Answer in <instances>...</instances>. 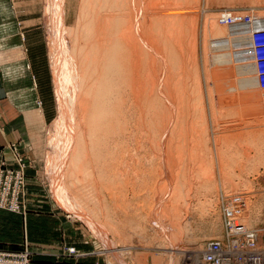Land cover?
I'll use <instances>...</instances> for the list:
<instances>
[{"label": "rangeland", "instance_id": "1", "mask_svg": "<svg viewBox=\"0 0 264 264\" xmlns=\"http://www.w3.org/2000/svg\"><path fill=\"white\" fill-rule=\"evenodd\" d=\"M17 37L7 63L25 70L7 76L30 78L47 116L36 164L17 146L26 187L34 168L38 197L104 256L207 264L210 243L251 233L261 249L264 0H8L0 50Z\"/></svg>", "mask_w": 264, "mask_h": 264}, {"label": "crops", "instance_id": "2", "mask_svg": "<svg viewBox=\"0 0 264 264\" xmlns=\"http://www.w3.org/2000/svg\"><path fill=\"white\" fill-rule=\"evenodd\" d=\"M7 3L8 0H0V17H5ZM14 40L10 50H0V169L4 165L15 166L11 145L18 146L32 160L35 158L33 161L36 164L41 147L40 113L47 120L45 109L40 111L36 107L35 99L38 97L34 94L33 81L27 78L16 84L7 76L9 64L25 70L21 59L7 63V55L11 51L23 49L18 37ZM30 54L32 60L29 62L37 89H44L33 48ZM26 57L29 55L26 54ZM28 176L30 186L26 193L25 216L0 209V251L19 252L28 248L32 253V264H117L104 256L82 227L61 212L53 201L38 197L43 195L44 190L34 182L37 179L34 168L28 170ZM66 247L75 248L79 256L61 258Z\"/></svg>", "mask_w": 264, "mask_h": 264}, {"label": "built area", "instance_id": "3", "mask_svg": "<svg viewBox=\"0 0 264 264\" xmlns=\"http://www.w3.org/2000/svg\"><path fill=\"white\" fill-rule=\"evenodd\" d=\"M251 20L248 18L247 22ZM2 40L0 39V42ZM16 167L3 166L0 169V209L25 216L27 207L25 206L26 196V162L18 151L16 145H11ZM247 237V243L245 238ZM244 243L237 244V240H232L231 244L225 242H213L209 244L210 253L204 257L207 264H264V241L261 242L260 250L252 248L257 244V239L253 233L245 236ZM218 245L216 246V244ZM215 245V246H214ZM233 248L242 251L236 252ZM251 248L247 250V248ZM253 249V250H252ZM78 251L75 248H64L61 258L76 257ZM213 257V258H212ZM0 264H32V253L28 248L19 252L0 251Z\"/></svg>", "mask_w": 264, "mask_h": 264}, {"label": "bare ground", "instance_id": "4", "mask_svg": "<svg viewBox=\"0 0 264 264\" xmlns=\"http://www.w3.org/2000/svg\"><path fill=\"white\" fill-rule=\"evenodd\" d=\"M135 1H136V0H135ZM145 3H146V2H145ZM92 4H93V3H92ZM125 5H126V4H125ZM136 5H137V4H136ZM123 7H124V5H123ZM125 7H126V6H125ZM137 7H139V5H138ZM149 7H150V6H149ZM188 7H189V6H188ZM118 8H119V7H118ZM121 8H122V7H121ZM150 8H151V7H150ZM138 9H139V8H138ZM124 12H125V11H124ZM129 13H130V12H129ZM132 13H133V12H132ZM119 15H120V14H119ZM155 15H156V14H155ZM99 16H100V15H99ZM100 17H101V16H100ZM122 17H123V16H122ZM128 17H129V16H128ZM190 17H191V16H190ZM115 18H117V17H115ZM145 18H146V17H145ZM210 18H211V17H210ZM213 18H214V17H213ZM214 19H217V18H214ZM173 20H174V19H173ZM170 21H171V20H170ZM232 21H233V20H232ZM106 22H107V21H106ZM129 22H130V21H129ZM133 22H134V21H133ZM138 22H139V21H138ZM173 22H174V21H173ZM96 23H97V22H96ZM147 23H148V22H147ZM175 23H176V22H175ZM172 24H173V23H172ZM181 24H182V23H181ZM101 25H102V24H101ZM104 25H106V24H104ZM167 25L169 26V24H167ZM164 26H165V25H164ZM181 26H183V25H181ZM210 26H211V25H210ZM140 27H141V26H140ZM191 27H192V26H191ZM98 28H99V26H98ZM106 28H107V27H106ZM109 28H110V27H109ZM109 28H108V29H109ZM170 28H171V26H170ZM173 28H174V27H173ZM186 28H187V27H186ZM232 28H233V27H232ZM182 29H183V28H182ZM147 30H148V29H147ZM102 31H103V29H102ZM144 31H145V30H144ZM188 31H189V30H188ZM103 32H105V30H104ZM152 32H153V31H152ZM167 32H168V31H167ZM169 32H170V31H169ZM173 32H174V31H173ZM182 32H183V31H182ZM105 33H106V32H105ZM105 33H104V34H105ZM234 33H235V32H234ZM97 34H98V33H97ZM134 34H135V33H134ZM100 35H101V34H100ZM100 35H99V37H100ZM171 35H172V34H171ZM221 35H223V34H221ZM78 36H79V35H78ZM82 36H83V35H82ZM94 36H95V35H94ZM96 36H97V35H96ZM103 36H104V35H103ZM153 36H154V35H153ZM195 36H196V35H195ZM97 37H98V36H97ZM151 37H152V36H151ZM154 37H155V36H154ZM167 38H169V37H167ZM82 39H83V38H82ZM170 39H171V38H170ZM99 40H100V38H99ZM124 40H125V39H124ZM127 40H128V39H127ZM172 40H173V39H172ZM101 41H102V40H101ZM101 41H100V42H101ZM103 41H104V40H103ZM107 41H108V40H107ZM109 41H110V40H109ZM118 41H119V40H118ZM170 41H171V40H170ZM78 42H79V41H78ZM105 42H106V41H105ZM122 42H123V41H122ZM125 42H129V41H126V40H125ZM95 43H96V42H95ZM98 43H99V42H98ZM123 43H124V42H123ZM177 43H178V42H177ZM232 43H233V42H232ZM232 43H231V44H232ZM90 44H92V43H90ZM110 44H111V43H110ZM129 44H131V43H129ZM129 44H128V45H129ZM182 44H183V43H182ZM180 45H181V44H180ZM88 46H89V45H88ZM98 46H99V45H98ZM89 47H90V46H89ZM131 47H132V46H131ZM179 47H180V46H179ZM76 48H77V47H76ZM135 48H136V47H135ZM135 48H133V50H134ZM214 48H215V47H214ZM72 49H73V48H72ZM97 49H99V48H97ZM106 49H107V48H106ZM136 50H138V49H136ZM106 51H107V50H106ZM122 51H123V50H122ZM122 51H121V52H122ZM152 51H153V50H152ZM162 51H163V50H162ZM179 51H180V50H179ZM238 52H239V51H238ZM94 53H95V52H94ZM75 54H76V53H75ZM88 54H89V53H88ZM88 54H87V55H88ZM243 54H244V53H243ZM165 55H166V54H165ZM56 56H57V55H56ZM108 56H109V54H108ZM81 57H82V56H81ZM95 57H96V56H95ZM139 57H140V56H139ZM96 58H97V57H96ZM101 58H102V57H101ZM132 58H133V57H132ZM55 59H56V58H55ZM72 59H73V58H72ZM94 59H95V58H94ZM94 59H93V60H94ZM84 60H85V59H84ZM88 60H89V58H88ZM88 60H87V61H88ZM100 60H101V59H100ZM120 60H121V59H120ZM122 60H123V59H122ZM185 60H186V59H185ZM237 60H238V59H237ZM97 61H98V60H97ZM97 61H94V64H97ZM105 61H106V60H105ZM137 61H138V60H137ZM120 62H121V61H120ZM98 63H99V62H98ZM135 63H136V62H135ZM236 63H237V62H236ZM76 64H77V63H76ZM94 64H93V65H94ZM138 64H139V63H137V65H138ZM139 65H140V64H139ZM139 65H138V66H139ZM148 65H149V64H148ZM90 66H91V65H90ZM124 66H125V64H124ZM130 66H131V65H130ZM94 67H95V66H94ZM97 67H98V66H97ZM228 67H229V66H228ZM181 68H182V67H181ZM90 69H91V68H90ZM90 69H89V70H90ZM133 69H134V66H133ZM159 69H160V68H159ZM101 70H102V69H101ZM136 71H137V70H136ZM138 71H139V70H138ZM237 72H238V71H237ZM82 75H83V74H82ZM116 77H117V76H116ZM124 77H125V76H124ZM182 79H183V78H182ZM169 83H170V82H169ZM141 87H142V86H141ZM114 88H115V87H114ZM146 88H147V87H146ZM106 90H107V89H106ZM134 93H135V92H134ZM134 93H133V94H134ZM224 99H225V98H224ZM101 101H102V100H101ZM92 103H93V102H92ZM86 105H87V104H86ZM116 106H117V105H116ZM68 110H69V109H68ZM64 113H65V112H64ZM66 127H67V126H66ZM69 129H70V127H69ZM70 130H71V129H70ZM66 131H67V130H66ZM63 132H64V131H63ZM68 133H69V132H68ZM70 133H71V131H70ZM70 133H69V134H70ZM66 135H67V134H66ZM66 135H65V136H66ZM69 137H70V136H69ZM66 138H67V137H66ZM67 140H68V139H67ZM86 142H87V141H86ZM64 145H65V144H64ZM72 145H73V144H72ZM66 153H67V152H66ZM73 154H74V153H73ZM167 155H168V154H167ZM173 155H174V154H173ZM74 156H75V155H74ZM175 164H176V163H175ZM175 164H174V165H175ZM169 202H170V201H169ZM171 206H172V205H171ZM158 215H159V214H158ZM170 223H171V222H170ZM177 244H178V243H177Z\"/></svg>", "mask_w": 264, "mask_h": 264}]
</instances>
